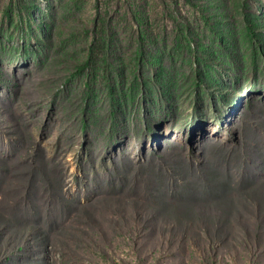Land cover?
<instances>
[{
    "label": "rangeland",
    "instance_id": "374dc122",
    "mask_svg": "<svg viewBox=\"0 0 264 264\" xmlns=\"http://www.w3.org/2000/svg\"><path fill=\"white\" fill-rule=\"evenodd\" d=\"M263 200L264 0H0V264H264Z\"/></svg>",
    "mask_w": 264,
    "mask_h": 264
},
{
    "label": "trees",
    "instance_id": "16d2710c",
    "mask_svg": "<svg viewBox=\"0 0 264 264\" xmlns=\"http://www.w3.org/2000/svg\"><path fill=\"white\" fill-rule=\"evenodd\" d=\"M66 186H67V183H66V178L65 177L53 178L52 180L48 181V187H49L50 194H52V191H54V193L59 195L60 198H61V201H59V203H58L60 205L61 209L63 208L64 210L70 211V210H73V209H76V208L88 207V205L92 204V203H89V202H87V204L83 203V202H73L71 200L72 199V195L69 193V188H66ZM262 204H264V200L261 203H256V213H255L254 219L256 221L255 225H256L257 229L264 228V215H261L263 212L260 211V207H261ZM62 219L64 221H59V223L56 222V224L58 226V229L56 230V232L58 234L62 233V236L66 237V234L67 235H69V234L68 233L64 234L63 231H60L61 229H64L66 227V224H67V223H65L66 222L65 221L66 218L64 217ZM38 228H41V226L38 227ZM207 237L210 240V235H207ZM189 238H191V237H187L185 235V236L181 237V240L185 241L186 243H187V241L192 242L193 239H189ZM256 238H257V240H262L261 239V234L257 233L256 234ZM193 244H194V242H193ZM192 246H194V245H192Z\"/></svg>",
    "mask_w": 264,
    "mask_h": 264
}]
</instances>
